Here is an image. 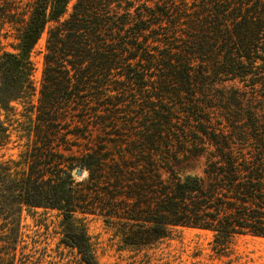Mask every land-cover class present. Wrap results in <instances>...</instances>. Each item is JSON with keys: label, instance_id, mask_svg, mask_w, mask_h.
<instances>
[{"label": "trees", "instance_id": "16d2710c", "mask_svg": "<svg viewBox=\"0 0 264 264\" xmlns=\"http://www.w3.org/2000/svg\"><path fill=\"white\" fill-rule=\"evenodd\" d=\"M10 35L13 51L0 45V112L31 104L32 55L47 40L40 115L27 136L33 142L17 159L0 154L6 249L17 246L22 214L35 209L59 212L62 242L84 264L98 263L79 214L99 216L121 244L139 249L183 228L209 231L219 246L264 238V0H0V38ZM119 69L126 82L112 79ZM211 71L241 85L216 107L220 129L211 127L215 107L201 99ZM151 73L160 81L141 106L145 130L118 154L109 141L72 155L57 149L68 135L87 138L64 112L78 101L86 107L83 92L95 89L98 75L100 90H118L145 87ZM10 139L0 119V151ZM201 157L203 178L175 170ZM78 171L87 177L78 181Z\"/></svg>", "mask_w": 264, "mask_h": 264}, {"label": "rangeland", "instance_id": "374dc122", "mask_svg": "<svg viewBox=\"0 0 264 264\" xmlns=\"http://www.w3.org/2000/svg\"><path fill=\"white\" fill-rule=\"evenodd\" d=\"M46 40L47 35H44L32 55L35 65L33 78L35 93L31 104L15 102L10 105L12 108L10 111L0 112V119L6 124L11 135L8 146L0 151L6 158L17 159L26 144L33 142L34 135L32 134L31 140L27 136L30 127L40 115L37 107L42 97ZM13 42L11 35L8 38L1 37L2 51L12 52L10 45ZM122 74L120 69L113 71L112 76L115 78L112 79L126 82ZM216 75L217 73L210 72L209 81L203 86L201 99L204 98L206 104L215 107L211 110V127L220 129L222 117L216 107L223 98L225 100L231 98L229 92L233 87L241 85L237 81L223 82ZM102 77L97 76L93 84L95 89L83 92L87 95L83 99L86 101V107L79 105L81 102L78 101L64 112L72 128L77 127L80 129L78 134L87 137L84 139L68 135V143L57 148L65 155L78 154L86 149L87 144L90 148L97 147L102 141L112 143L110 147L113 153L118 154L124 142L129 140L133 133L145 130L144 123H140L141 119L138 120L142 112L141 106L147 100V96L154 94L156 91L154 88L159 87L160 80L152 75L146 76L145 87L127 83L125 87L120 86L116 90L111 84L110 87L100 90L98 87L102 85L100 84ZM115 97H118L119 101L112 99ZM115 101L118 104L115 103L117 105L114 106ZM169 106L173 111L180 112L182 119H186L179 105ZM85 108L88 114L83 118L81 114ZM104 111H110L111 114L106 116ZM97 115L105 117L99 118ZM112 117L116 119V124H110ZM104 123H107L105 127H101L100 125ZM90 132L93 133L92 138L89 136ZM63 147H68L72 151H65ZM206 162L207 157L189 159L183 161L175 170L181 176L203 178ZM74 176L81 181L87 174L78 177L75 172ZM77 218L86 228L98 264H264V238L244 236L219 246L211 232L183 228L153 247L139 249L121 244L119 231L107 227L99 216L79 214ZM18 238L16 248L10 251L0 244V264H84L77 250L63 244L62 217L57 211L44 209L25 211L21 216Z\"/></svg>", "mask_w": 264, "mask_h": 264}, {"label": "water", "instance_id": "95a60500", "mask_svg": "<svg viewBox=\"0 0 264 264\" xmlns=\"http://www.w3.org/2000/svg\"><path fill=\"white\" fill-rule=\"evenodd\" d=\"M78 177H81L83 175L82 171H78L76 174Z\"/></svg>", "mask_w": 264, "mask_h": 264}]
</instances>
